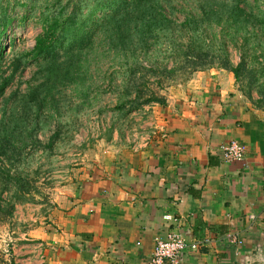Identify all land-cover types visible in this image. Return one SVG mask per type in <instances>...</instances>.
Segmentation results:
<instances>
[{
    "label": "rangeland",
    "instance_id": "rangeland-1",
    "mask_svg": "<svg viewBox=\"0 0 264 264\" xmlns=\"http://www.w3.org/2000/svg\"><path fill=\"white\" fill-rule=\"evenodd\" d=\"M215 1L209 3L218 2L214 6L217 12L205 6L202 13L199 3L203 0H172L164 16L173 25L165 32L156 30L163 45L145 54L129 44L124 46L105 31L96 36L94 47L86 41L84 34L99 25L104 15L92 13L95 0H0V86L4 80L8 82L0 97V133L4 130L8 136L0 142L6 152L0 157V166L16 173L30 187L21 194V182L2 193L5 199L13 194L21 196L15 200L10 217L3 220L0 213V264H14L13 251L24 231L48 211L56 192L103 173L105 162L114 163L119 150L145 144L156 130V113L169 96L186 89L199 73L233 74L227 67L239 65L246 47L250 49L245 56L249 69L241 71L237 79L233 74L235 85L253 110L264 112V84L259 85L263 79L255 83L251 73L261 66L250 59L254 40L248 37L253 31L264 36V0H230L232 13ZM231 5H244L246 18L238 16ZM72 10L79 18L89 17L81 34L77 26L55 27ZM198 15L204 21L196 19L197 29L194 24L191 29L181 28ZM135 26L136 33L145 30L146 24L128 20V25L120 28L131 34ZM52 28L57 38L68 40L56 41L55 50L44 55L35 54L36 40ZM76 33L90 51L78 54L80 60L70 63V52L78 46L73 41ZM136 34L139 38L140 33ZM173 38L177 39L173 47L177 51L164 44ZM244 38L250 39L249 46ZM191 39L195 44L189 47ZM221 47L227 51V59ZM136 83L141 94L133 88ZM137 94L136 103L132 100ZM151 96L155 101L143 103Z\"/></svg>",
    "mask_w": 264,
    "mask_h": 264
},
{
    "label": "crops",
    "instance_id": "crops-1",
    "mask_svg": "<svg viewBox=\"0 0 264 264\" xmlns=\"http://www.w3.org/2000/svg\"><path fill=\"white\" fill-rule=\"evenodd\" d=\"M156 116L145 144L56 192L14 264H148L169 233L203 246L183 264H264V112L245 102L232 73L209 71ZM231 141L242 160L222 157Z\"/></svg>",
    "mask_w": 264,
    "mask_h": 264
},
{
    "label": "trees",
    "instance_id": "trees-1",
    "mask_svg": "<svg viewBox=\"0 0 264 264\" xmlns=\"http://www.w3.org/2000/svg\"><path fill=\"white\" fill-rule=\"evenodd\" d=\"M171 1L172 0H95L94 2L95 6H94V10L92 13L93 14L103 13L104 15L101 18L100 24L97 26H93L92 27L93 30L89 29L88 32H86L84 34L85 36L83 37H85V39L87 38L86 41H88V43L92 47H94L95 42H96L95 41L96 36L104 34V31H105V33H109V35H111L113 39L117 38V40H121L124 46L125 45L128 46L129 44V47L133 48V50L136 52H137V49H139L146 54L150 52L151 50L155 49L156 45L159 46L156 49L160 50L163 43L159 44L160 39L158 38L156 30L163 29V31L165 32V29H168L170 26L173 25L171 19L165 18L164 16L165 13L167 14V11H165L166 8L171 7V4H170ZM209 1L210 0H207V1L203 0L202 3H199V6H200L199 8L201 9V12L204 11L203 7L205 6L207 8H212L211 9L212 12L218 11V8L214 7L216 4H218V2L210 4ZM211 1L216 2L215 0H211ZM219 2H220L219 5L221 6L222 9L228 11L229 13L234 12L233 9L229 8L230 0H219ZM231 6H233L235 11L239 12L238 16L242 15L244 16V18H246L247 11L244 5L242 6V8L238 7L237 5H231ZM79 11H82V9H79ZM93 14H91L90 17H92ZM231 16L232 15L228 16L229 19L231 18ZM197 18H199L200 23L204 21V19L198 15L193 20H186L185 23L181 26V28H184V27L190 28L191 24H194L193 28L197 29V26H198V23L196 21ZM88 20H89V17H87L86 19L79 18L77 11L72 10V12H70L68 16L66 17V20L61 23H57L55 27H60L63 25L67 27L77 26V30L80 31V34H81V31L84 32L82 27H84L85 21L89 22ZM128 20H133L134 22L141 21L146 24L145 30L136 32L138 34L140 33L139 38L137 34L135 33V30L138 28L137 26L133 28V31L131 34H126L125 28H120L121 25L123 26L128 25ZM92 23L93 25H95L96 24L95 20H92L91 24ZM99 27L102 28L103 30H100ZM73 32H75L74 29H73ZM55 34H56V31L53 30L52 28L48 32V34L44 35L43 37H39L36 40L35 48L33 50L35 54L44 55L47 52H51L52 50H55L56 41L68 40V39H65L63 36H61L60 38H57ZM80 34L77 35L76 33L73 39V41H75L76 44L78 43V46H76L77 48H75L73 51L69 49L71 50L70 52L71 54L69 55L70 63L76 60H80L78 58V54L86 55L87 52L90 51L85 47V44H81L83 40L80 37ZM135 35L137 39L135 38ZM248 37L253 38L254 40V42L250 45L253 47L250 52V59L252 60L253 64H257L261 66L259 70L257 69L256 71L251 72V73L253 75V79L255 83H259L260 80L263 79L262 80L263 83H259L260 86H263L262 84H264V38H263L264 36L262 37L261 35V37H259V34L253 31ZM181 39H183L182 36H181ZM135 40H137V42L140 44L138 43L134 44L133 41ZM249 40L250 39L248 38H244L245 45L249 46L248 44ZM110 42L115 43V41L114 40L112 41V39ZM170 42H171V46H170ZM176 43H177V39L173 38V40L171 41L168 39V42H165L164 44L168 47H171L173 51H177L176 49L173 48L174 46H176ZM192 44H195V41L193 39H191L187 45L190 47L192 46ZM118 45L119 44L116 43V46ZM120 46L121 45H119V47ZM11 47L12 46H10V48ZM85 49L86 51H84ZM221 49H222V52L226 56L227 51L223 49V47H221ZM244 49L245 51L243 52L244 54H242L240 58L241 60H240L239 65L235 69L232 68L231 66L227 67L228 70H231L233 72L236 79L238 78V74L241 71H248L249 69V66L246 63L245 56H247L248 51L250 49L248 47ZM258 49H260L259 55H257ZM0 55H2L1 51H0ZM196 58L199 59L198 56H196ZM225 58L227 59V56ZM71 68L73 67L71 66ZM65 75H67V73H65ZM7 85H8V82H5L4 80V82L0 86V97H2ZM133 88L137 90L138 94H141L137 83L133 85ZM138 94L136 95L137 97L135 96L136 98L132 100L133 102L137 103ZM154 99L155 98L151 96L148 99L144 100L143 103H150L152 101H155ZM7 139H8V136L5 134L3 130L0 133V142L6 141ZM4 149L5 147L0 144V157L3 155L4 156L6 155V152ZM21 182L24 183V181L19 176H17L16 173L12 174L10 170H5L3 169V167L0 166V183H1L0 185H3L2 186L3 189L0 192V213L3 215V218H2L3 220H6V218L10 217V215L13 213L15 203L16 201L20 200L19 197L21 196V194L29 191L30 189L29 183L25 181V183L21 185L20 188H18L19 192L21 193L20 196H16L13 194L9 199H5L2 197V193L5 191L4 189H8L9 186H17V184ZM6 192L9 193L10 191H6ZM12 200H14V202H12Z\"/></svg>",
    "mask_w": 264,
    "mask_h": 264
},
{
    "label": "built area",
    "instance_id": "built-area-1",
    "mask_svg": "<svg viewBox=\"0 0 264 264\" xmlns=\"http://www.w3.org/2000/svg\"><path fill=\"white\" fill-rule=\"evenodd\" d=\"M222 157L228 161H238L245 157V150L237 141L220 147ZM203 246L189 242L177 233H169L156 239L155 248L148 264H183L185 256L197 254Z\"/></svg>",
    "mask_w": 264,
    "mask_h": 264
}]
</instances>
